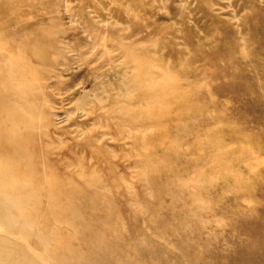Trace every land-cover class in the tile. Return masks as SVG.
Returning a JSON list of instances; mask_svg holds the SVG:
<instances>
[{
	"label": "rangeland",
	"instance_id": "obj_1",
	"mask_svg": "<svg viewBox=\"0 0 264 264\" xmlns=\"http://www.w3.org/2000/svg\"><path fill=\"white\" fill-rule=\"evenodd\" d=\"M35 45L0 264H264V0H0V71Z\"/></svg>",
	"mask_w": 264,
	"mask_h": 264
},
{
	"label": "bare ground",
	"instance_id": "obj_2",
	"mask_svg": "<svg viewBox=\"0 0 264 264\" xmlns=\"http://www.w3.org/2000/svg\"><path fill=\"white\" fill-rule=\"evenodd\" d=\"M9 48L12 49L11 47ZM49 48H36L35 45L32 47L30 56L27 59L16 60L5 56L1 58V64L6 69L3 72L0 71V82H4L5 85L12 88V92L8 98L13 100L18 106L11 107L8 110L3 107L0 108V193L5 196L7 210H12L13 207L18 206V203L21 204L25 196L35 193L37 191V185L35 186V184L38 180L35 154L32 151L34 145L33 141H31L33 137L32 125L27 124V122L25 123L22 118V116H25V119L29 123L35 119L38 114V101L34 94H29L30 90L34 89H30L28 86L32 83H26V85H14V83L17 81H22V83L23 81L38 83L40 75L35 71V68L32 69L31 66L33 64L31 65V61H37L41 65L52 63V60L46 54V50ZM19 66L21 68H18ZM147 74L150 75V72ZM151 89L149 88L145 91L149 92ZM154 96L159 100L164 96V93L157 90ZM99 104L100 102L93 101L88 107L91 111H96L95 109L100 106ZM21 106H23L22 110H20ZM2 118L4 119L2 120ZM39 124L41 129L43 122ZM109 130L114 131V128H110ZM44 172L47 175L46 179L52 177V171L50 169H45ZM10 183L16 186L10 187ZM3 247L4 245L0 244V248L2 249Z\"/></svg>",
	"mask_w": 264,
	"mask_h": 264
}]
</instances>
